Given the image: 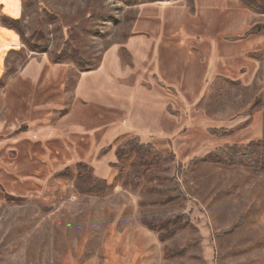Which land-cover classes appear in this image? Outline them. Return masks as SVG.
Returning <instances> with one entry per match:
<instances>
[{
    "label": "rangeland",
    "instance_id": "374dc122",
    "mask_svg": "<svg viewBox=\"0 0 264 264\" xmlns=\"http://www.w3.org/2000/svg\"><path fill=\"white\" fill-rule=\"evenodd\" d=\"M39 1L7 6L25 39L0 33V187L24 199L6 203L0 188V264H264V174L213 164L190 170L187 182L177 173L218 148L264 138V29L231 41L264 26V12L241 0H193V14L188 0ZM75 48L94 71L52 62L51 53ZM130 125L152 130L141 141L175 154L166 175L178 192L168 182L148 184L163 191L151 195L144 183L123 187L130 163L120 176L113 152L99 158ZM78 163L111 188L80 194L73 180L55 178ZM180 214L190 226L165 241L141 223Z\"/></svg>",
    "mask_w": 264,
    "mask_h": 264
},
{
    "label": "trees",
    "instance_id": "16d2710c",
    "mask_svg": "<svg viewBox=\"0 0 264 264\" xmlns=\"http://www.w3.org/2000/svg\"><path fill=\"white\" fill-rule=\"evenodd\" d=\"M23 7L29 10L33 7H39V0H20ZM172 0H126V4L130 6L143 5L147 3H159V2H170ZM261 2L264 0H241V3L248 9L255 11L264 12V6ZM190 6V13H194L195 5L193 0H188ZM48 15V14H47ZM49 19H52L48 15ZM0 24L7 30L14 31L19 35L21 39H25L24 30L22 23L19 20H15L9 16H1ZM264 29V26L257 25L255 28L248 31L246 34L240 37L231 39V41H240L250 37L252 35L259 34ZM76 38L72 37V41ZM33 52H47V47H43L40 50H32ZM121 56L127 65L132 68V56L127 48L123 47L120 50ZM71 59L72 62L81 72H92L96 69L93 64L85 63L79 55L78 50L75 48L73 51L67 55L65 52L62 53H51V60L54 64H62L64 60ZM2 80H0V83ZM168 112H170V106L168 107ZM211 135L216 137H224L230 135L233 130H210ZM113 152L116 159V163L111 164V168L118 171L121 176L124 171V167L127 163L129 164L130 170L124 178L122 185L123 187H132V189H137L142 183L144 185L141 187V192L147 195L154 194L156 192H163L157 187H149L148 184L155 182H168L170 184V191L176 193L180 190V184L177 178H170L166 174L169 170L176 165V156L173 152L163 153L159 151L152 144H145L141 141L139 136L131 135L125 137L116 147L113 149L111 146L105 147L101 150L99 158H102L109 153ZM264 138L258 141H252L246 145H226L221 148L214 150L213 152L207 154L202 158H194L187 165H178L177 173L181 171L183 173V179L187 182V176L192 169H196L202 164H213L218 166H223L226 168H236L243 167L247 169L252 175H263L264 174ZM55 178H66L68 180H73L75 189L80 194L86 195H104L110 188L111 185L107 180L97 177L94 173V169L89 167L85 163H78L75 169L67 168L60 173H58ZM1 188V187H0ZM3 192L4 201L9 204L23 203L24 199L16 198L6 192L1 188ZM178 198V194L168 195L166 198L158 201L161 205H167L174 202ZM141 223L146 226L151 231L159 232L160 241H165L168 238L173 237L180 230L190 226V220L186 215H172L165 219L164 221H154L147 220L143 218ZM241 227V224H233L231 228L225 232H222L221 236H226L233 231ZM190 246H193L190 244ZM186 249L179 252H174L172 255L167 254V258L174 257L178 255H184Z\"/></svg>",
    "mask_w": 264,
    "mask_h": 264
},
{
    "label": "crops",
    "instance_id": "0c3cea01",
    "mask_svg": "<svg viewBox=\"0 0 264 264\" xmlns=\"http://www.w3.org/2000/svg\"><path fill=\"white\" fill-rule=\"evenodd\" d=\"M7 3H9V4H7ZM19 3L22 5V2L20 1V0H0V5H1V7H0V11H2V13H3V15L4 16H9V17H11V18H13V19H16V18H14V17H12V16H10L9 15V10H8V8H7V6L8 7H12L14 4L16 5V4H18L19 5ZM23 6V5H22ZM0 29H2V30H0V33H1V31H5V32H7V33H13V35H16L17 33H15L14 31H9V30H7V29H5V28H3V27H0ZM15 33V34H14ZM0 35H2V34H0ZM17 36V35H16ZM2 37V36H1ZM0 42H1V39H0ZM0 51H1V47H0ZM129 51V50H128ZM168 107L169 106H167L166 107V110L168 109ZM167 113H169L168 112V110H167ZM148 113H146L145 115H147ZM151 115V116H150ZM154 118V115H152V114H148L147 115V120H148V118H149V121L151 122V121H153V118ZM152 128H154V127H152ZM128 130H131L130 131V134H129V136H133V135H135V136H139L140 138H143L142 136H148L149 134H151L152 133V130L151 131H148V130H146L145 129V127L144 128H136V127H134L133 125H130V128L128 129ZM146 131H148L149 132V134L147 135V132ZM142 142L143 143H147V144H150V143H148L149 141H144V139L142 140Z\"/></svg>",
    "mask_w": 264,
    "mask_h": 264
}]
</instances>
